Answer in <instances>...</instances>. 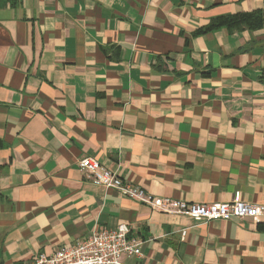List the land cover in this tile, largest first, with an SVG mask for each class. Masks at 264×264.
I'll return each instance as SVG.
<instances>
[{
  "label": "crops",
  "instance_id": "obj_1",
  "mask_svg": "<svg viewBox=\"0 0 264 264\" xmlns=\"http://www.w3.org/2000/svg\"><path fill=\"white\" fill-rule=\"evenodd\" d=\"M253 12L262 25L194 35ZM0 139V264L122 224L142 241L127 263L264 264V217L155 211L78 165L264 203V0H0Z\"/></svg>",
  "mask_w": 264,
  "mask_h": 264
},
{
  "label": "built area",
  "instance_id": "obj_2",
  "mask_svg": "<svg viewBox=\"0 0 264 264\" xmlns=\"http://www.w3.org/2000/svg\"><path fill=\"white\" fill-rule=\"evenodd\" d=\"M80 170L107 189H115L124 196L148 205L152 210L183 214L204 221L229 219L236 217H264V203H250L235 194L230 201L198 203L183 199L156 196L146 192L142 187L123 180L116 170L102 165L96 158L83 156L79 159ZM124 224L115 228H99L75 243L62 244L55 251L38 253L27 264H133L123 261L122 257L142 256L140 241L128 235ZM185 235V229L181 231Z\"/></svg>",
  "mask_w": 264,
  "mask_h": 264
},
{
  "label": "trees",
  "instance_id": "obj_3",
  "mask_svg": "<svg viewBox=\"0 0 264 264\" xmlns=\"http://www.w3.org/2000/svg\"><path fill=\"white\" fill-rule=\"evenodd\" d=\"M256 23V24H254ZM263 24V18L260 13H238L234 15L220 16L215 20L210 21L206 27L198 28L194 35L202 34L211 31L215 28L226 27L228 29L242 28L247 26L249 28L260 26ZM3 141L0 139V148L3 147Z\"/></svg>",
  "mask_w": 264,
  "mask_h": 264
}]
</instances>
